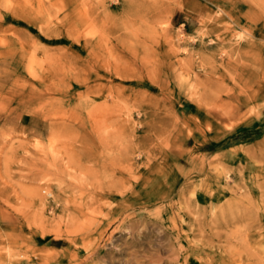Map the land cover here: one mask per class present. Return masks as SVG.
Returning a JSON list of instances; mask_svg holds the SVG:
<instances>
[{
    "label": "rangeland",
    "instance_id": "1",
    "mask_svg": "<svg viewBox=\"0 0 264 264\" xmlns=\"http://www.w3.org/2000/svg\"><path fill=\"white\" fill-rule=\"evenodd\" d=\"M0 264H264V0H0Z\"/></svg>",
    "mask_w": 264,
    "mask_h": 264
},
{
    "label": "bare ground",
    "instance_id": "2",
    "mask_svg": "<svg viewBox=\"0 0 264 264\" xmlns=\"http://www.w3.org/2000/svg\"><path fill=\"white\" fill-rule=\"evenodd\" d=\"M145 228H146V227H145ZM94 253H95V252H94ZM91 255H92V254H91ZM91 255H90V256H91ZM86 257H87V256H86ZM87 259H88V258H87ZM87 259H86V260H87Z\"/></svg>",
    "mask_w": 264,
    "mask_h": 264
}]
</instances>
